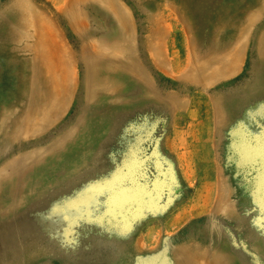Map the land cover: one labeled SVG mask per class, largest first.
Instances as JSON below:
<instances>
[{
  "label": "rangeland",
  "instance_id": "1",
  "mask_svg": "<svg viewBox=\"0 0 264 264\" xmlns=\"http://www.w3.org/2000/svg\"><path fill=\"white\" fill-rule=\"evenodd\" d=\"M259 1L0 0L25 37L0 44V264H264ZM59 59L69 96L40 110Z\"/></svg>",
  "mask_w": 264,
  "mask_h": 264
},
{
  "label": "bare ground",
  "instance_id": "2",
  "mask_svg": "<svg viewBox=\"0 0 264 264\" xmlns=\"http://www.w3.org/2000/svg\"><path fill=\"white\" fill-rule=\"evenodd\" d=\"M248 2L245 3V6L248 7L250 5L252 6H256L257 4L260 3L259 0H247ZM242 9H243V12L240 13V16L242 17L243 21H247L244 25L248 24V23H256V25L254 26L255 28H258L260 26V24L264 23V13L263 15H261L260 17L255 13V15L253 16H248V12L247 9L245 8V6L243 4L240 3L239 5ZM251 6V7H252ZM10 8H8L6 11H3V14H6L8 12ZM246 9V11H244ZM2 13H0L1 15ZM241 19V20H242ZM248 19V20H247ZM3 20L0 19V44H1V47H2V53H8L9 55H15V53H17V51H14V48H11L12 46H16L15 49H17V47H19L18 45L20 44H25L24 40H25V37L21 34V33H15V32H11L8 30L7 26L5 24L2 23ZM22 21V20H21ZM124 29V28H123ZM259 30V29H258ZM243 31V30H242ZM120 32V31H119ZM125 32V31H124ZM249 32L248 31L246 34H244L243 38H245L244 40L245 41H248L249 39ZM41 38V37H40ZM36 39V38H35ZM255 47H256V50H257V53L264 58V33L258 35L257 37H255ZM242 43V42H241ZM240 43V44H241ZM245 43V42H244ZM41 44V41L40 40H37L36 41V45L37 46H40ZM45 46H43V48L41 49V53H40V56L42 57H45L46 55H48L53 49L56 48V46L59 47V45H57V42H53V41H50V44H47L46 42H44ZM238 44V43H237ZM236 44V45H237ZM240 46V45H239ZM238 46V47H239ZM36 47V46H35ZM28 48V47H26ZM39 49V48H38ZM37 49V50H38ZM238 50V49H237ZM241 50V49H240ZM238 50V51H240ZM36 51V50H35ZM242 51V50H241ZM14 52V54H12ZM21 52H31V50L29 49H25ZM40 51L36 52L34 55L32 54L31 56H33L31 60H27L25 63H21L20 67H16V72H17V76H19V78H21L22 76H26V75H29L30 78H27L29 79V81H22L21 84H20V89H21V92L22 93H27L30 94L31 91L28 90L30 84L36 80V77L38 76V68L37 66L34 65V62H35V59L38 58L39 53ZM234 53H236L234 51ZM240 53V52H239ZM231 54V53H230ZM229 54V55H230ZM228 55V57H229ZM236 55V54H234ZM240 55V54H239ZM17 56V55H16ZM233 56V55H232ZM226 57V56H225ZM234 57V56H233ZM236 57V56H235ZM232 58V57H231ZM64 59H59L57 63V65L53 62V63H49L47 66H45L44 68L48 67L50 69V72L48 73H44V74H41L38 78H39V81L41 82L40 83V86L38 84V87L39 88H45L47 90V98H48V101L47 99L43 98V101L39 103V108L40 110L43 109V110H46V111H50L54 105H55V102L56 103H61L67 96H69V88L65 85V79L67 77V73L65 71V68H63L64 66ZM227 62V61H226ZM45 64V63H44ZM116 64V63H115ZM219 64L215 65V66H219ZM258 65V64H257ZM202 66V65H201ZM264 66V65H263ZM60 67V68H59ZM214 67V66H212ZM211 67V68H212ZM208 67L206 66H202L201 70L202 72L205 73V75H213V73L210 75L209 70H207ZM220 68V67H219ZM210 69V68H209ZM213 72V71H212ZM219 74V73H218ZM218 74H215L216 76H218ZM230 74V73H229ZM234 74V72H233ZM213 75V76H215ZM232 75V73H231ZM24 76V77H25ZM233 76V75H232ZM22 80V79H21ZM18 81V80H17ZM20 81V80H19ZM263 82V81H262ZM261 81L258 82V85H257V89H256V92L259 91L262 92L264 91V84L262 83ZM38 88L39 92L40 89ZM242 89V88H241ZM247 90V89H246ZM131 91V90H130ZM249 92V90H247V93ZM32 94H33V91H32ZM41 97V95H40ZM156 97L160 98L158 95H156ZM242 97V96H241ZM32 98V97H31ZM233 98H231L230 101H233ZM245 103V102H244ZM31 104V103H30ZM246 104V103H245ZM245 106V105H244ZM32 107V106H31ZM34 108V107H33ZM32 109V108H31ZM36 109V108H35ZM34 109V110H35ZM35 112H39V111H26V113L24 114L25 116L22 117L23 121L21 122H24L27 121V122H31V123H35L32 121L31 118H28L26 115H29V114H34ZM19 119V118H18ZM17 122V121H16ZM27 156V155H26ZM36 170V171H35ZM34 171L30 172V173H25V176L28 174V175H34V174H38V173H42V172H47V168L45 167H37ZM132 173V172H131ZM7 175V174H6ZM54 175V174H53ZM11 177V174L9 175ZM52 176V175H51ZM2 179V178H1ZM8 179V178H7ZM6 181V180H5ZM54 183V182H53ZM39 185H41V182L39 180H36L35 183H33V187H38ZM43 185V183H42ZM12 191H14L13 189L11 190L8 189V191H6L5 195L8 194L7 196H9V199L7 201H13L16 197V195L18 194H15L13 193ZM80 197V196H79ZM78 199V198H77ZM11 204V203H10ZM65 206V205H64ZM56 209V208H55ZM3 212V211H2ZM16 222V221H15ZM30 242V240L28 241V243ZM32 242V241H31ZM30 248V247H29ZM24 251V250H23ZM32 251V250H31ZM6 260V259H5Z\"/></svg>",
  "mask_w": 264,
  "mask_h": 264
}]
</instances>
